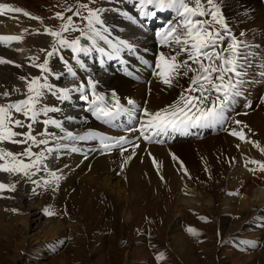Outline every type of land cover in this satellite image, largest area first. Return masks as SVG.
Instances as JSON below:
<instances>
[{
    "label": "snow or ice",
    "instance_id": "1",
    "mask_svg": "<svg viewBox=\"0 0 264 264\" xmlns=\"http://www.w3.org/2000/svg\"><path fill=\"white\" fill-rule=\"evenodd\" d=\"M134 3L138 16L145 20H155L158 14L170 17L154 33L157 51L149 67L166 88L181 89L178 98L157 111L142 108L136 121L138 127L127 129L130 133H138L131 139L128 135L107 136L95 131L77 135L69 131L66 122L74 121L76 117L65 114L63 106L73 99L83 101L85 111L112 127H118L116 121L125 112L129 118L135 115L134 100H127L133 109H126L114 89L110 92L100 90L98 80L91 75L85 79L79 70L88 69L82 57H91L94 53L101 56V63L104 57L108 60L118 58L124 50L136 54L133 42L118 35L111 38L114 29L109 25V14L115 11L133 24L143 21L127 11L122 12L120 8L102 7L99 0L66 3L70 15L56 13V18L63 22L59 30H45L55 41L51 50L41 49L46 52V58L41 63L30 65L38 69V74L21 75L19 79L24 83V90L19 87L13 89L23 98L12 100L11 93H0V97L4 98L0 102V173L8 174L10 178L19 177L14 183L0 182V193L15 192L20 181L34 185L33 192L36 188L56 191L65 177L63 170L55 166V161L67 153L83 152L84 148L78 146L81 141H98V146L90 151L101 154L117 151L122 157L131 147L126 163L135 154L140 140L163 143L161 137L171 133L189 134L192 129L219 126L233 137L252 143L264 152L259 143L248 139L243 128L238 130L229 126L230 123L236 126L242 124L239 120L230 121L228 113L237 99L245 94L251 79L249 73L254 67V53L252 45L237 37L230 26L224 11V0H134ZM8 13H22L25 17L39 20L21 7L0 3V14ZM244 35L240 33V37ZM21 40L20 35H0V43L5 46ZM64 50H68V58L62 54ZM52 58H56L66 71L54 72L50 66ZM12 63L0 57V64ZM260 75L264 77V71ZM50 77L61 83L50 82ZM68 77L72 78L71 83L63 84ZM182 79L186 81V87L180 84ZM74 93L78 95L74 96ZM49 95L59 102L57 106H49L45 102ZM261 102L264 103V97H261ZM245 106L251 107V103ZM21 116L23 119L19 118ZM38 125L43 127L36 132ZM5 145L22 146V150L14 152ZM249 164L258 165L259 170L264 172L261 161L246 160L245 167ZM249 171L255 173L256 169L249 168ZM54 214L46 211V215ZM187 230L196 234L195 229ZM158 259H163V256Z\"/></svg>",
    "mask_w": 264,
    "mask_h": 264
},
{
    "label": "bare ground",
    "instance_id": "2",
    "mask_svg": "<svg viewBox=\"0 0 264 264\" xmlns=\"http://www.w3.org/2000/svg\"><path fill=\"white\" fill-rule=\"evenodd\" d=\"M261 1L264 2V0H224L225 15L228 18L234 33L237 35L240 30L245 34L243 37H240L241 39L246 40L248 37V40H253L255 43H262L261 39L263 38L259 29L260 26L263 25L264 18L262 17H264V10ZM244 3L248 4L249 8L244 9L242 7ZM100 6L110 7L114 10L120 8L122 12L127 11L130 15L137 16L139 21H143V23L133 24L131 21L127 20V17L117 15L115 11L109 14V25L114 29L111 38H115L118 35L119 38L128 39L135 44L137 52L133 55L128 53L127 50H124L118 58L108 60L104 57L103 63L100 62L101 56L96 53L92 55V59H85L82 57L88 65L87 70H79L82 77L86 79L89 75L93 76L99 81V89L105 92H110L114 89L126 109H133V105L127 104L128 99L134 100L136 106H144V108H147L150 111H157L172 104L178 98L181 89L179 87L166 88L157 77L153 75V69L149 67V65L153 64L154 56L157 51V44H153L155 39L154 33L158 31L170 17L167 14H158V18L155 19L156 21L145 20L144 17L138 16V9L135 6L134 0H124L123 3H121V0H103ZM22 9L29 12L31 16L39 17V20L30 19L20 13L0 14V35H20L22 37L21 41L10 42V46H5L0 43V57L13 61L12 64H0V93L6 92L7 89L13 92V89L17 87L24 90L23 82L19 77L21 75L27 76L36 74L35 68L30 66L31 63L27 58H24L25 55L22 57L21 54L18 55L16 50L13 49V43L15 44L19 42L18 44L24 45L25 51L27 52H29L30 49L40 51L41 49L48 47L46 44L53 43L52 39L45 33V30L48 28L44 25V18L33 14L25 8ZM249 10H254L253 12H255V16L249 14L253 13L248 12ZM239 21L241 23L245 22L246 25L243 27ZM248 42L252 45L250 41ZM21 45L19 47H21ZM15 65H21V67H16ZM129 73H131V75H129ZM68 78L64 80L65 84L71 83L72 80ZM180 84L185 87L187 86L186 81L183 79L180 81ZM13 93L14 95L12 99L15 100L20 94ZM73 95L76 96L78 94L74 93ZM83 104V101L74 99V101L64 109V112L67 115L75 116L78 120L82 119L81 114L85 112ZM90 114L92 115L91 112ZM122 115L128 114L125 112ZM255 117L257 118V116ZM255 117H252V120H256ZM94 118L96 117L94 116ZM76 123L77 120L66 122V126L67 128H76V126L79 125ZM85 125L87 124L85 123ZM98 125L101 127L102 124ZM256 127L259 130L260 125ZM105 129L107 131L113 128L106 127ZM263 129L262 131L260 130L259 133H264ZM212 130L213 128L192 129L189 134L176 133V135L180 138L187 139V135L193 133L199 138L209 131L212 132ZM77 135L82 134L78 133ZM219 136L220 137L218 138L208 137L204 141L191 140L185 143L182 142L181 144H173L175 145V149H171L172 146L169 148L173 157H175V159L173 158L174 162L169 160L170 157L167 158V153L163 151L164 149L152 147L150 155L146 154L147 156L145 155L146 159L144 160L149 163V166H146L142 171L139 167L140 165L138 166V164H135L136 162L133 163V160H129V163L133 164V166L131 165V170L129 169V172L126 171L125 173H120L121 175L119 177H115L114 174L112 175L109 168L113 167L114 163L115 166H117L121 159L117 160L113 157H105L96 160L92 166V171H89L90 173H85V175L78 180V185L73 186L65 198L63 195H59V199L63 202L62 199L64 198V201H66L65 204L68 205L67 207L72 210L74 209L77 213H82V215L83 209L90 208L94 210L92 206V201L94 199H103L104 201L106 200V204H109V207L106 206L107 208L104 211L108 216L115 220H118V218L123 216L126 222H130L134 215L140 211L139 205L141 203L144 202L143 205H149L153 208L156 205L160 206L167 197L173 199V210L177 213L182 212L185 206L197 210L196 207L199 204L213 205L215 202V199H213L214 197L211 198V196L206 198L200 191L202 185H199L202 180H209V176H211L212 182L223 181L225 188L228 186L226 191L231 189L234 190V187L240 188L244 185L243 194L238 195L241 207L237 213L247 216V214L251 213V209L255 208L258 210V216L253 219L250 226L253 228L256 227L255 229L260 232L258 237H261L264 234V223L261 220L264 215V188L260 189L257 187V189L252 191L254 186L252 185L253 182L251 183L250 180L251 173L245 171L242 167L239 168L240 162H244L246 159L242 156L245 155L243 153L248 152V148L244 145L241 146L244 143L243 141H240V157L236 156L235 158H232V148L230 147L237 143L226 136ZM166 138H168V136L164 138V142L166 141ZM169 141L170 140H168V142ZM81 142L83 143L85 141ZM164 142L159 144H165ZM65 157L66 156H63L62 159H58V162L63 163L71 161L72 164L70 166L75 167L77 162L79 163V161H81L79 158L64 160ZM186 157L190 160L187 161ZM237 162L239 163L236 164ZM82 163L84 162L82 161ZM169 164L175 165V167L178 168L179 171H177V174H175ZM87 165L88 163H86V166L81 169L86 170ZM81 169L80 171H82ZM14 178L15 177L10 178L8 174L0 173V180H2L3 183L5 182V179L8 180V182L10 180L11 182H14ZM206 182L207 181H204L203 183ZM22 186L17 189L9 199L0 201V237L4 238V240L9 241V234L15 231V227H13L11 222V225H5L4 222L13 212H16L18 216H20L18 217L19 222L16 223L25 231L31 230V223L42 220L39 216L40 214L36 213L38 208L32 206L26 210L22 206L16 204L19 201L22 202V200H26L25 189ZM182 189L186 192H184L185 194L181 193V195L178 192ZM186 193L188 194L187 196ZM87 201L88 203H86ZM227 201L228 199L225 198L224 203ZM125 204L128 205L129 211H125L124 209L123 213L122 210L125 208ZM226 205L227 204H225V206ZM235 211L236 210H234V207L232 206L228 210V213L234 212V214L237 215ZM27 212H30V215L23 216L24 213ZM82 219L85 218L82 217ZM46 224L47 228L43 231V236L41 238H38L37 240L31 239V241L27 240L16 245L18 253H24L28 251V248L35 247L38 244V246H40L41 244H44V242H51L58 237L64 228H66L63 222L57 224L55 220L46 221ZM79 226H85V224L79 223ZM220 226L225 232L226 230L233 232L239 230L241 224L220 220ZM177 228H180V226L175 225L172 228V231H176ZM168 240H170V245L173 247V251H175L174 253L181 262L184 264H190L194 261L193 256L195 250L189 245L183 235H180L177 238L176 235L168 234ZM35 250L36 249H33V251ZM91 253L92 251L90 249L88 254L91 255ZM257 254L258 252H256L255 255L257 256ZM123 257L126 264H131L134 261V259L132 260L133 256L130 253L123 255ZM259 257L260 259H264V251L259 252ZM250 259L252 258H246V262ZM20 260V258H15L13 263L19 264ZM33 263L34 262H32V264ZM214 264H225V261L219 259L218 262L214 261Z\"/></svg>",
    "mask_w": 264,
    "mask_h": 264
},
{
    "label": "rangeland",
    "instance_id": "3",
    "mask_svg": "<svg viewBox=\"0 0 264 264\" xmlns=\"http://www.w3.org/2000/svg\"><path fill=\"white\" fill-rule=\"evenodd\" d=\"M102 1L103 0H99V3H102ZM77 2L87 3L88 0H5V3H8L15 7L20 6L29 10L35 15L43 17L45 20L44 25L46 26V28L57 31L59 30L60 25L63 22L56 18V13L59 11L63 12L65 16L70 15V13L67 12L65 4H75ZM242 7L244 9H247L249 8V5L244 3ZM253 11L254 10H249L248 12ZM249 14L255 16V12ZM241 25L244 27L246 23H241ZM241 32L243 31H238L237 37L240 38ZM259 32L263 38L261 39L262 43H255L253 40H248L249 38H246L245 36L246 40L250 41L253 45L252 51L254 53V67L249 73L251 79L249 81V84L246 86V91L243 96L249 97L250 99L259 97L258 103L252 111L245 114L240 110L244 98H240V101H236V103L233 105V108L229 111L228 115L230 117V121L239 120L242 122L240 126H236L235 124L230 123V127H237L238 130L240 128H243V131L247 134V137L250 141L259 143L260 147L264 148V133H259V131H262V129L264 128V103L261 102V97H264V77H261L260 75V73L264 71V21L263 25L260 26ZM72 35L74 36L76 34ZM48 37L50 36L48 35ZM50 38L52 39V41H54L52 37ZM12 45L13 49L16 50V53L18 55L21 54L22 57H24L25 55L24 58H27L29 62L32 59L33 62L41 63L46 58V52H42L41 50H38L40 53L39 55L37 54L38 51L36 49L35 51L34 49H30V51L27 52L25 51L24 45H17V43H13ZM20 45L21 47H19ZM52 45L53 44L50 43L46 44V46L48 47L45 48V50L50 51ZM44 54L45 56L43 57ZM62 54H64L66 58L69 57L68 50H64ZM36 56H39V58H36ZM84 58L92 59L93 57L91 56ZM70 62L74 63V61ZM54 64L60 66V62L56 58H52L50 60L51 68L54 66ZM6 91L11 93L10 99H12L14 93L9 89H7ZM21 97L22 96L19 95L18 98ZM48 97H50V95ZM3 100L4 98L0 97V102H3ZM47 100L45 101L46 103ZM49 106L54 105L50 104ZM255 116H257L258 120ZM252 117H255L256 120H252ZM19 118L23 119L22 116ZM245 125L247 127H244ZM259 125L260 127L258 130L256 126ZM42 127V125L36 126V132L41 131ZM23 131H27V129H23ZM219 135L226 136L230 138V140H234L237 143L230 147L232 148L231 156L232 158H235L236 156L240 157L239 138L233 137L228 132L219 133L214 138L220 137ZM208 137H212L211 131L207 132L199 138L196 134L191 133L190 135H187V139L178 137L176 133H171L170 135H168V138H166V141L164 142L167 145L159 143H149L144 141L139 144V147L135 149V155H133L130 159H127L126 163H124V160L129 156L131 147H129V152L124 153L125 155L123 157H121L118 152H112L111 154L96 156L94 157L95 159H88L89 161L87 160L84 163H82L81 156L77 155L74 158H79L81 161H79V163L77 162V165H75V167L70 166L72 164L71 161L60 163L57 159L55 161V166L63 170L65 178L61 180L59 188L54 192L51 189L43 190L41 188H36V191L33 192L32 189L34 185L20 181V183L16 185V190L19 189L23 183L22 187L25 189L24 191L26 194V200H22V202L19 201L16 204L22 206L26 210H28L32 206L38 208V210L43 209L44 211H42V214L39 215L42 220L31 223V230H28V232L17 224L19 222L18 217L20 216H18L16 212H13L5 219V225H11L12 223L13 227H15V231L9 234V241L4 240V238L0 237V264H14L13 260L15 258L21 259L19 261V264H32V262H34L33 264H37L39 262V264H126V261L124 262L123 255H127L129 253L133 256L132 260L134 259L131 264H184L174 253L175 251H173L174 249L170 245V240H168V234L176 235L177 238L178 236L183 235L189 245L193 247V249L195 250V257L193 256L194 261L190 264H214V261L218 262L219 259L225 261V264H264V259H260L259 257V252L264 251V234L261 237H258L260 233L259 230L255 229L256 227L253 228L252 226H250L254 217L258 216L259 211L253 208L251 209V213L247 214V216L237 213L239 212L241 207V202L238 195L243 194L244 185H242L240 188L234 187V190L231 189L226 191L228 186L227 188H225V184H223V181L212 182V177L209 176V180H202L203 182L207 181L206 183H203L201 181L199 185H202L200 187V191L206 198L211 196V198L214 197L213 199H215V202L213 205L199 204L196 207L197 210L185 206V210L183 209L182 212L177 213L173 210V199L167 197L166 199H164L160 206L156 205L153 208L149 205H143L144 202L141 203L139 205L140 211L134 215L132 221L130 222H126L123 216H119L120 218H118V220H115L114 218L108 216L104 211L107 207H109V204H106V200L104 201L103 199V201L98 200V198L94 199L92 201L94 210L90 208L83 209V215L82 213H77L74 209H70L69 207H67L68 205L65 204L66 201H64V198L67 193L72 189L73 186L78 185V180L83 175H85V173H90L92 171V166L96 160L105 157H113L117 160L121 159L117 166H115L114 163V166L111 167L113 169L109 168V171L112 173V175L114 174L115 177H119L121 175L120 173H125L126 171L129 172L131 170L133 166L132 163H129L131 160H133V163L136 162V165H140L139 167L142 169V171L146 166H149V163L144 160L146 159L147 155H150L152 147H159V149H164L163 151L167 153V158L170 157L169 160L171 162H174L173 154L171 153L169 148L170 146H172L171 149H175V145L173 144H181L182 142L185 143L191 140L204 141ZM164 138L165 137H161L162 140H164ZM168 140L170 141L168 142ZM243 143L244 144H242L241 146L244 145L248 148V152L243 153L245 155L242 156L246 158L245 161L255 159L264 163V152H261L260 148L255 147L252 143ZM237 145H239V147H237ZM7 147L14 152L22 150V146L7 145ZM95 148L96 145L94 144L88 145V148L85 149V151H88V153L91 154L96 151H90V149ZM82 153L83 152H81L80 154ZM73 155L76 154L66 156L64 160L73 159ZM186 159L187 161L190 160L187 157ZM245 161L240 162L239 168L242 167L245 171L252 174H250V180L251 183L253 182L252 185L254 186L252 191L254 189H257V187L260 189L264 188V172H261L259 170L258 165L249 164L247 167H245ZM86 163H88L87 169H81L82 167L86 166ZM238 163L239 162H237L236 164ZM169 166L172 168L175 174H177V171H179L178 168L172 164H169ZM249 168H255V173L249 171ZM80 169L82 171H80ZM18 179L19 177H15L14 182ZM0 181L3 182L2 180ZM14 182H11V180L8 182V180L5 179L4 183L8 184ZM15 192L4 191L0 193V196L5 197V199L0 198V201L9 199L8 197H11ZM184 192L186 191L182 189L179 190L178 193L185 194ZM236 193L239 194L237 195ZM59 195L64 196V198L62 199L63 202L59 199ZM187 195L188 194L186 193V196ZM225 198L228 199L226 203H224ZM86 203H88V201ZM225 204L227 205L225 206ZM232 206L234 207V210H236L235 212L237 213V215L234 214V212L228 213V210ZM124 207L125 208H123L122 210L123 213L124 209L125 211H129L127 204H125ZM38 210L36 213L39 212ZM49 210L54 212L55 214L51 216L46 215V211ZM28 215H30V212L24 213L23 216ZM82 217H84L85 219H82ZM50 220H55L57 224L59 222H63L65 224L66 228H64V230L61 232L62 234L60 233L58 237H56V239L52 240L51 242H44V244L40 243V246H38V244L35 247L28 248V251L24 253H18L16 245L27 240L31 241V239L37 240L38 238H41L43 236V231L47 228L46 221ZM220 220L230 222L232 221L234 223L241 224V227L239 228V230L233 232H230L228 230H226L225 232L223 228L221 229ZM261 220L264 223V215ZM79 223H84L85 226H79ZM175 225L180 226V228H177L176 231H172V228ZM188 228L195 229L196 234L190 233L187 230ZM57 241H61V244H64L62 246L58 244L59 248L51 249L49 252L46 249L48 244H53L54 246H56L55 242ZM33 249L36 250L33 251ZM90 249L92 251L91 255L88 254ZM256 252H258L257 256L255 255ZM161 255L163 256V259H158V257H160ZM249 257H251L252 259L246 262V258Z\"/></svg>",
    "mask_w": 264,
    "mask_h": 264
}]
</instances>
